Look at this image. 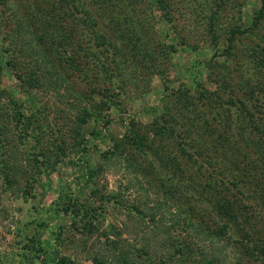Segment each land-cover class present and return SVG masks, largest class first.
<instances>
[{"label": "trees", "instance_id": "16d2710c", "mask_svg": "<svg viewBox=\"0 0 264 264\" xmlns=\"http://www.w3.org/2000/svg\"><path fill=\"white\" fill-rule=\"evenodd\" d=\"M181 1L214 39L204 64L212 87L203 81L192 89L163 84L150 121L130 118L120 136L101 134L107 144L100 162L84 163L86 181L103 165L117 168L124 190L133 188L150 201L132 210L163 234L155 247L149 236L139 245L125 237L107 239L91 253L93 264H264V0L245 23V0ZM176 2L0 0V71L2 65L11 71L26 100L0 82L3 191L30 197L37 179L66 152L76 148L84 157L83 126L90 125L88 135L100 134V120L105 131L106 111L120 106L123 96L145 93L150 75H162L175 43L149 39L157 32L153 12L172 28ZM234 13L238 24L217 25ZM241 35L252 43L245 53L235 47ZM49 94L59 103L52 126L43 123L50 111L43 97ZM55 210L70 214L79 233L95 235L91 204L72 198ZM169 211L170 226L164 217L155 218ZM174 225L181 231L175 233ZM56 262L66 264L64 256Z\"/></svg>", "mask_w": 264, "mask_h": 264}, {"label": "rangeland", "instance_id": "374dc122", "mask_svg": "<svg viewBox=\"0 0 264 264\" xmlns=\"http://www.w3.org/2000/svg\"><path fill=\"white\" fill-rule=\"evenodd\" d=\"M185 3L187 1L177 0L174 9L178 10L173 11L175 18L172 28L160 20L159 12L154 10L153 13L157 18L154 29L157 32L149 39L155 38L175 43V51L171 55L170 63L160 70L161 76L150 75V86L145 93L133 99L123 96L120 99V106L106 111L104 118H109L110 122L105 131L98 127L100 120L99 125H96L99 131L97 133L100 134L88 135L90 125L83 126L81 135L87 139V151L84 157H78L76 148L66 152L64 157L41 174L34 184L32 195L27 199L13 197L7 190L3 191L0 178V264H57L56 259L60 256H64L66 264H93L90 259L91 253L100 248L102 244L108 243L107 239L113 241L124 237L129 240L128 242L136 241L139 245L141 237L149 236L152 238L153 247L156 246L155 240L163 234L160 227L152 230L150 219L147 216L140 217L132 210V205L139 204L145 207V201L149 204L150 201L141 197V194L133 188L124 190L125 181L114 166L106 169L103 165V169L97 171L91 181H86L84 163L87 160L93 164L100 162L99 153L107 144L106 138L101 134L108 133L112 137L120 136L125 131L130 118L141 123L149 122L160 106L164 92L163 84L169 89L177 87L192 89L195 81H203L206 86H210L206 82L207 70L204 64L213 55L214 39L210 40L208 32L195 19V14H186ZM258 4V0L243 2L241 22L243 20V23L247 22L248 15ZM236 16L235 13L227 14L218 21L217 25L223 26L222 24L230 20L238 24ZM181 39L183 44L179 43ZM222 39L223 36L219 42ZM251 44L241 35L235 47L241 53L243 51L245 53ZM0 82L19 101L26 103L25 94L19 93L11 71L3 65L0 71ZM43 99L47 100L50 107L46 121L43 123L52 126L56 121L54 120V105H59V103L50 94L45 95ZM28 107L26 106L27 111ZM29 149H32L30 145ZM90 189L97 191L92 195ZM103 195H109L110 200H99L103 198ZM72 198L94 206L95 216L92 221L98 228L95 235L87 237L79 233L71 223L73 217L71 218L70 214L55 210L57 203L70 204ZM169 212L164 214L156 212L155 218L164 217V224L168 225L169 216L174 215L172 211ZM173 230L175 233L181 231L176 225ZM115 231L116 235L113 233ZM59 233L60 236H58ZM102 233L111 234L105 238ZM225 252L229 256V250ZM156 253L155 255L158 256ZM223 255V252H220L221 260L225 259Z\"/></svg>", "mask_w": 264, "mask_h": 264}]
</instances>
